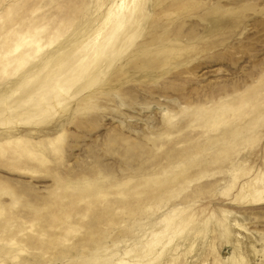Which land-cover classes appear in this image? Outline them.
Returning a JSON list of instances; mask_svg holds the SVG:
<instances>
[{
    "label": "rangeland",
    "instance_id": "1",
    "mask_svg": "<svg viewBox=\"0 0 264 264\" xmlns=\"http://www.w3.org/2000/svg\"><path fill=\"white\" fill-rule=\"evenodd\" d=\"M0 264H264V0H0Z\"/></svg>",
    "mask_w": 264,
    "mask_h": 264
},
{
    "label": "bare ground",
    "instance_id": "2",
    "mask_svg": "<svg viewBox=\"0 0 264 264\" xmlns=\"http://www.w3.org/2000/svg\"><path fill=\"white\" fill-rule=\"evenodd\" d=\"M122 42V41H121ZM115 45V44H114ZM120 46V45H119ZM126 48V47H125ZM124 48V49H125ZM116 54V53H115ZM52 55V54H51ZM108 56H110V55H108ZM53 57V56H52ZM58 58V57H57ZM115 58V57H114ZM63 60H64V58H62ZM110 59V58H109ZM107 60V59H106ZM55 61V60H54ZM57 61V60H56ZM60 61H61V59H60ZM60 63V62H59ZM64 63H62V64H60V65H63ZM59 65V64H58ZM46 67V66H45ZM62 67V66H61ZM64 68V67H63ZM54 70V69H53ZM58 73V72H57Z\"/></svg>",
    "mask_w": 264,
    "mask_h": 264
}]
</instances>
